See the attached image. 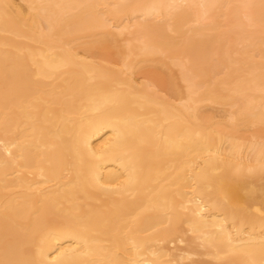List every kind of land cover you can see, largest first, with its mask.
Listing matches in <instances>:
<instances>
[{"label": "bare ground", "instance_id": "bare-ground-1", "mask_svg": "<svg viewBox=\"0 0 264 264\" xmlns=\"http://www.w3.org/2000/svg\"><path fill=\"white\" fill-rule=\"evenodd\" d=\"M0 264H264V0H0Z\"/></svg>", "mask_w": 264, "mask_h": 264}, {"label": "rangeland", "instance_id": "rangeland-1", "mask_svg": "<svg viewBox=\"0 0 264 264\" xmlns=\"http://www.w3.org/2000/svg\"><path fill=\"white\" fill-rule=\"evenodd\" d=\"M161 74H162V75H161ZM159 75H160V76H163V72L159 73ZM139 76H140V75H137V78H138V79L140 78L139 80H142L143 77H142V76L139 77ZM242 134H247V132H244V131H243Z\"/></svg>", "mask_w": 264, "mask_h": 264}]
</instances>
